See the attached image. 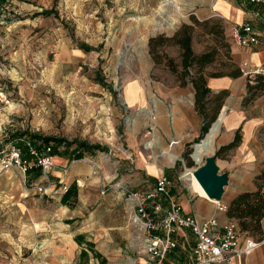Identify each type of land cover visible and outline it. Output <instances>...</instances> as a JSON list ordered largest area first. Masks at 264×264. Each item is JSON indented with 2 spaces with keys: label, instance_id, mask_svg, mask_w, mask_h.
Wrapping results in <instances>:
<instances>
[{
  "label": "rangeland",
  "instance_id": "obj_1",
  "mask_svg": "<svg viewBox=\"0 0 264 264\" xmlns=\"http://www.w3.org/2000/svg\"><path fill=\"white\" fill-rule=\"evenodd\" d=\"M194 2L5 0L1 6L3 16H0V145L3 150L38 134L107 147L108 152L91 153L99 157L102 167H113L120 158L122 162L135 161L133 142L141 137L151 118L147 117L149 103L146 109L133 103L134 92L139 84L150 91L178 82L167 60L172 58L180 64L179 48H164L162 63L156 64L150 54V39L172 37L184 24H192V17L197 18L192 11ZM46 10L53 13L43 15ZM198 20H213L223 27L222 42L229 45H218L217 60L208 72L228 74L235 66L240 67L233 51L236 44L229 21L221 15ZM215 44L203 27L196 28L193 47L197 54ZM83 45L94 50L85 52ZM262 97L247 105L243 101L242 105L250 108ZM232 105H239V101H233ZM261 141L264 151V128ZM75 148L73 145L69 152ZM66 149L67 145L60 147L61 151ZM226 153L219 158L223 160ZM89 157L86 154L81 162ZM191 160L186 159L187 164ZM160 164L167 166L169 161ZM181 165L182 174L186 168H180ZM198 166L194 163L188 169ZM260 167L253 180L231 179L224 201L236 193L238 196L256 191L264 159ZM66 168L70 170L72 164ZM101 170L102 181L97 185L88 175L79 177L82 183L76 184L81 189V200L76 205L71 200L74 208H68L61 201L65 190L60 188L61 184L55 187L45 182L46 192H39L29 177L14 169L0 168V264H98L90 260L91 255L90 258L80 256L74 239L77 234H88L86 223L93 217L97 204H103V210L97 215L104 216L105 225H116L123 217L128 222L127 237L118 244L125 252H105L109 258L106 264H136L131 255L142 254L144 232L138 227L136 216L137 224L133 221L131 198L118 187L121 180L112 179L111 175L106 179L104 167ZM115 171L116 168L114 175ZM166 173L169 176V170ZM64 179L63 184L72 185L69 177ZM51 181H54L52 175ZM183 185L189 187L184 180ZM235 189L245 190L235 193ZM71 220L74 223H69Z\"/></svg>",
  "mask_w": 264,
  "mask_h": 264
},
{
  "label": "crops",
  "instance_id": "obj_2",
  "mask_svg": "<svg viewBox=\"0 0 264 264\" xmlns=\"http://www.w3.org/2000/svg\"><path fill=\"white\" fill-rule=\"evenodd\" d=\"M192 11L195 12L198 19H207L214 15L223 16L231 24V31L236 25L244 22L255 25L259 33L264 30V7L253 6L248 0H195ZM233 51L240 62L244 75L239 78L208 79V87L213 94L228 91L223 106L226 119H222L219 124V131L214 137V152H220L223 146L231 144L237 134L241 137L239 144L229 150L223 160L220 158L217 160L220 172L229 175V184L233 178L241 177L253 180L259 173L261 160L264 159V151L261 149V130L264 128V97L255 101L254 106L250 108L242 105L248 94V75L257 72L264 73V41L246 48L235 45ZM134 98L136 99L133 103H137L142 109H146V105L150 104L147 117H150L151 121L147 123L146 128H143L145 131L141 133V137L133 142L136 160L129 163L127 160L122 162V158H120L116 160L117 165L113 167L111 165L103 166L105 178L109 179V175L113 176L112 179L119 178L121 185L118 187L123 189L124 194H126L125 190L129 187L128 185L133 188L134 192H149L155 189L157 179L160 176H168L166 171L169 170L168 177L172 182L171 193L178 199L185 214L199 220L217 218L222 224L232 221L227 211L220 210V206L228 207L237 196L236 192L245 189L237 191L235 189V195L228 197L226 201L223 198L221 202H216L200 196L189 188V185V187L183 185L182 174L184 172L181 174L179 164L182 163L180 168H186V170L190 163H193L194 166L193 147L195 143L202 140L204 127V118L195 107V91L192 85L182 86L179 82H171L169 86L161 85L155 90L148 91L139 84L136 92H134ZM235 100L239 101V105H232ZM165 150L169 151V158L163 154ZM60 152L59 155L54 156L56 168L52 172L54 181H51L50 186L56 187L61 184L60 188H65L62 197L71 186L63 184L66 176L72 180V184L82 183L79 177L83 175L90 176L95 185L102 181L99 174L103 167L97 155L90 154L91 157L86 158L85 162H81L82 159L72 160L71 152L67 153L66 150H60ZM189 158L192 159V162L187 164L186 159L189 160ZM165 160L169 161V164L167 166L161 165L160 162ZM89 161L99 166L98 175H93V167ZM71 164L72 168L67 170L66 167L71 166ZM114 168H116L115 175L113 174ZM124 175L130 178H124ZM41 177L42 175L33 183L40 181ZM80 193L81 189L78 186V200H81ZM131 201L134 221L137 202L132 198ZM70 203L72 202L70 201ZM73 204L75 203L73 202ZM73 204L65 206L74 208L72 207ZM166 207L165 204V209ZM103 208V204H97L93 208V217L86 223L88 234L81 233L74 236L81 253L85 250L88 252L87 257L90 258L91 255L90 260L98 264L100 261L103 264L108 263L109 258L105 252H125L118 244L121 239L127 237L126 226L128 222L126 217H123L119 223L116 222V225L107 226L104 216H98ZM126 211L131 212L129 209ZM69 223H74V220ZM138 227L140 228V226ZM80 235L85 237L83 243L76 239ZM256 239L261 242V245L247 256L245 264H264V219L262 221V234ZM175 240L177 248L169 253L165 264H188L189 256L195 246L194 235L189 230H181L175 235ZM89 242L95 244L94 249L101 255L100 258H96L93 251L88 249L87 243ZM142 242V254L131 255L132 258H135L136 264L146 263V256L144 255L146 251L145 232Z\"/></svg>",
  "mask_w": 264,
  "mask_h": 264
},
{
  "label": "built area",
  "instance_id": "obj_3",
  "mask_svg": "<svg viewBox=\"0 0 264 264\" xmlns=\"http://www.w3.org/2000/svg\"><path fill=\"white\" fill-rule=\"evenodd\" d=\"M248 2L264 7V0ZM2 11L0 7V16H3ZM231 34L239 47H251L264 41V30L259 33L256 26L249 22L236 25ZM25 143L30 158H26L17 146H12L0 152V168L17 170L25 178L33 170H41L40 181L31 185L39 192H46L47 187L43 184L47 182L50 185L56 168L53 148L38 149L28 139ZM89 162L93 175H98L99 166ZM171 187V180L163 175L157 179L155 189L149 192L125 190L137 202L135 216L146 237L145 264H165L169 253L177 248L175 235L181 230L191 231L196 240L188 264H245L247 256L261 245L260 241L242 234L234 221L222 224L217 218L199 220L185 214L182 205L171 193ZM220 210L227 211V206L221 205Z\"/></svg>",
  "mask_w": 264,
  "mask_h": 264
},
{
  "label": "trees",
  "instance_id": "obj_4",
  "mask_svg": "<svg viewBox=\"0 0 264 264\" xmlns=\"http://www.w3.org/2000/svg\"><path fill=\"white\" fill-rule=\"evenodd\" d=\"M5 0H0V7ZM52 10L43 11V15H51ZM192 24H184L172 37L159 36L150 39L149 47L150 54L156 64L162 63V50L166 47L176 46L179 48L180 64H176L175 60L169 58L167 65L171 72L177 76L178 82L182 86L192 85L195 91V107L197 111L204 118L203 134L208 133L211 125L217 120L224 102L228 96V91H221L218 94H213L212 90L208 87L209 78H221L231 77L239 78L244 75L241 67L235 66V68L228 74L224 72L209 73L208 69L216 62L219 54L218 45L222 43V46H229L223 44L224 29L218 26V23H214L213 20L199 21L197 18L192 17ZM213 22V24H212ZM211 24V26H210ZM217 24V25H215ZM203 27L206 34L213 37L215 45L211 46L207 51L197 54L194 50V34L196 28ZM82 49L85 52H91L94 49L90 46L83 45ZM104 85V82H100ZM106 85V84H105ZM110 87V86H109ZM112 91L113 87H110ZM247 97L245 98V104L253 102L257 97L264 95V73H254L248 75L247 85ZM17 135H13V139H17ZM36 148L43 149L49 146H53L52 156L59 155L60 147L67 145V153L69 149L76 145V148L72 150V160H81L86 154H91L94 151L108 152L107 147L90 144L85 141H73L68 142L65 139H58L54 137H42L38 134H33L28 139ZM241 141L240 135L237 134L235 140L220 149L219 156L222 153L228 152L235 148ZM17 147L22 151L26 158H30L29 150L26 146L25 140L18 142ZM3 151L2 145H0V152ZM193 163L189 164L192 167ZM41 170H33L30 175V183L40 178ZM32 179V180H31ZM259 182L258 189L256 191H247L239 194L227 207V213L229 218L236 222L239 230L242 234L256 239L257 236L262 234V221L264 219V170L261 175L257 177ZM74 200L75 204L78 203V185L72 184L62 197V203L64 205H70V201ZM77 241L83 243L85 237L83 235L76 237ZM258 240V239H256ZM88 249L93 251L96 258H100L101 255L95 251V244L87 243ZM88 252L82 251L81 257H87Z\"/></svg>",
  "mask_w": 264,
  "mask_h": 264
},
{
  "label": "water",
  "instance_id": "obj_5",
  "mask_svg": "<svg viewBox=\"0 0 264 264\" xmlns=\"http://www.w3.org/2000/svg\"><path fill=\"white\" fill-rule=\"evenodd\" d=\"M225 109L220 112L217 120L212 124V127L215 124H220L223 119ZM212 127L210 128L209 133H211ZM208 134H203V138L200 142L195 143L193 147L194 153L196 152L197 146L204 143L208 138ZM219 158V152H213L212 155L207 156L205 162L202 165H199L194 171V175L203 186L210 199L216 202H221L226 193V187L229 185V175L226 173L220 172V167L217 163ZM195 163L198 165V162L195 160Z\"/></svg>",
  "mask_w": 264,
  "mask_h": 264
},
{
  "label": "bare ground",
  "instance_id": "obj_6",
  "mask_svg": "<svg viewBox=\"0 0 264 264\" xmlns=\"http://www.w3.org/2000/svg\"><path fill=\"white\" fill-rule=\"evenodd\" d=\"M225 116L223 120H225ZM228 120V119H227ZM219 131V125L215 124L212 127L211 133L208 135V138L201 145L197 146L196 152L193 154L194 159L198 162L199 165L203 164L204 158L207 155H212L214 152V137ZM149 144V143H148ZM166 157L169 158V151L165 150L163 153ZM197 169V168H196ZM196 169H187L183 174V179L188 183L190 188L198 193L200 196L211 200L203 186L199 183L197 178L194 175Z\"/></svg>",
  "mask_w": 264,
  "mask_h": 264
}]
</instances>
